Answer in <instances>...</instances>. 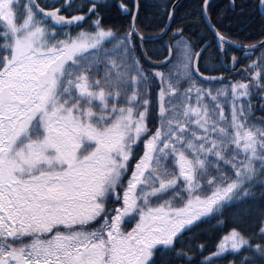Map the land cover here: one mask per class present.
I'll return each instance as SVG.
<instances>
[{
    "label": "snow or ice",
    "instance_id": "snow-or-ice-1",
    "mask_svg": "<svg viewBox=\"0 0 264 264\" xmlns=\"http://www.w3.org/2000/svg\"><path fill=\"white\" fill-rule=\"evenodd\" d=\"M0 264H264V0H0Z\"/></svg>",
    "mask_w": 264,
    "mask_h": 264
}]
</instances>
